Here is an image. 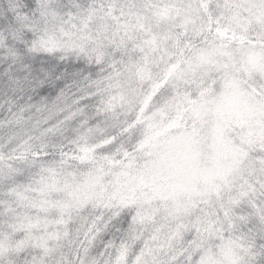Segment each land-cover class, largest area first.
Here are the masks:
<instances>
[{
  "label": "snow or ice",
  "instance_id": "1",
  "mask_svg": "<svg viewBox=\"0 0 264 264\" xmlns=\"http://www.w3.org/2000/svg\"><path fill=\"white\" fill-rule=\"evenodd\" d=\"M0 264H264V0H0Z\"/></svg>",
  "mask_w": 264,
  "mask_h": 264
}]
</instances>
